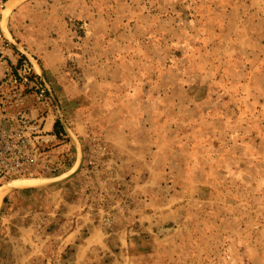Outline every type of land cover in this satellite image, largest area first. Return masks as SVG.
<instances>
[{
	"label": "rangeland",
	"instance_id": "1",
	"mask_svg": "<svg viewBox=\"0 0 264 264\" xmlns=\"http://www.w3.org/2000/svg\"><path fill=\"white\" fill-rule=\"evenodd\" d=\"M10 1L2 29L41 65L63 115L94 105L82 166L96 215L100 203L121 219L131 200L130 176L107 166L101 105H123L129 129L151 128L164 149L173 211L132 238L133 264H264V0ZM56 146L45 152L52 168L77 159L68 147L54 162ZM57 170L33 178L46 189ZM14 190L0 197V264L15 258Z\"/></svg>",
	"mask_w": 264,
	"mask_h": 264
},
{
	"label": "crops",
	"instance_id": "2",
	"mask_svg": "<svg viewBox=\"0 0 264 264\" xmlns=\"http://www.w3.org/2000/svg\"><path fill=\"white\" fill-rule=\"evenodd\" d=\"M29 102L36 105L33 98ZM93 106L70 105L67 111L63 108L68 122L65 124L73 136L66 131L58 112L48 114L47 130L55 131L59 119L64 131L58 135L57 146L53 148L54 162L61 163L60 154L68 147L75 149L77 158L66 159L63 167L55 166V170L59 168L55 179L69 175L80 165V149L84 160V136L90 137L88 121ZM76 107L85 112L73 111ZM101 108L108 116L101 137L111 148L105 157L107 166L114 164L117 170L130 176L131 200L122 211L123 216H119L123 219L116 216L112 229L109 232L104 229L101 215H96L88 204L85 191L90 177L82 165L73 177L46 189L20 186L6 195L12 206L8 219L13 225H19V234L14 237L17 246L12 264H133L132 238L143 232L155 233L165 216L173 211L169 203L173 202L175 194L160 182L164 149L158 145L153 130L144 126L139 135L130 130L132 122L127 119L123 105H101ZM66 155L71 156V153ZM139 169L142 174L138 173ZM163 169L166 170V166ZM121 175L124 176V172ZM163 187L170 192L159 200L156 191ZM18 205H21L20 210H16Z\"/></svg>",
	"mask_w": 264,
	"mask_h": 264
},
{
	"label": "built area",
	"instance_id": "3",
	"mask_svg": "<svg viewBox=\"0 0 264 264\" xmlns=\"http://www.w3.org/2000/svg\"><path fill=\"white\" fill-rule=\"evenodd\" d=\"M9 1L0 0V185L54 171L45 152L58 138L56 131L46 128L48 114L57 109L51 87L27 56L8 53L13 51L12 43L2 29L1 16ZM30 98L36 105H30ZM34 110L37 114H33ZM95 163L96 157L88 156V165ZM92 190L87 186L85 191L91 208L95 205L90 199ZM126 205L118 204L119 210L123 211ZM97 207L104 211L100 218L109 232L115 219L114 208L100 203Z\"/></svg>",
	"mask_w": 264,
	"mask_h": 264
},
{
	"label": "water",
	"instance_id": "4",
	"mask_svg": "<svg viewBox=\"0 0 264 264\" xmlns=\"http://www.w3.org/2000/svg\"><path fill=\"white\" fill-rule=\"evenodd\" d=\"M8 39V38H7ZM9 40V39H8ZM10 41V40H9ZM11 42V41H10ZM12 43V42H11ZM18 48V47H17ZM19 51H21L22 52V50L21 49H19ZM22 54H24L25 56H27L35 65H38V67H39V70H40V72H41V74L43 75V77H44V79H45V76H44V73H43V69H42V67H41V65L36 61V60H32L24 51H23V53ZM51 94H52V96H53V98H54V101H55V103H56V106H57V111H58V113H59V115H60V120H61V122H62V124L65 126V128H66V131L70 134V135H72V133H71V131H70V129L67 127V125L65 124L66 123V121H65V118H64V115H63V112H62V110H61V108H60V105L58 104V102L56 101V98H55V96H54V94L52 93V90H51ZM73 136V135H72ZM79 155H80V161H81V163H80V165L77 167V168H75L69 175H67V176H65V177H61V178H57V179H55L54 181H52L51 183H48V186H52V185H54V184H57V183H60V182H63V181H65V180H67V179H70L71 177H73L79 170H80V168H81V165H82V163H83V152H82V150L80 149V152H79ZM44 184V183H43ZM43 184H41V185H39V186H33V187H43L42 185ZM24 187V186H23ZM17 188H20V187H17ZM14 189H16V188H14Z\"/></svg>",
	"mask_w": 264,
	"mask_h": 264
},
{
	"label": "bare ground",
	"instance_id": "5",
	"mask_svg": "<svg viewBox=\"0 0 264 264\" xmlns=\"http://www.w3.org/2000/svg\"><path fill=\"white\" fill-rule=\"evenodd\" d=\"M14 1H16L15 4H18L21 0H11L9 7H11V4L13 5ZM43 183H45V182L41 181L39 178H16V179H13L11 181H7L2 186H0V197L2 195H4V192L6 190L11 189V188H17L20 186L23 187L25 185H27V186H39Z\"/></svg>",
	"mask_w": 264,
	"mask_h": 264
},
{
	"label": "trees",
	"instance_id": "6",
	"mask_svg": "<svg viewBox=\"0 0 264 264\" xmlns=\"http://www.w3.org/2000/svg\"><path fill=\"white\" fill-rule=\"evenodd\" d=\"M55 131L57 132L58 135L61 134L62 132H64L63 127H62L59 119L57 120V122L55 124Z\"/></svg>",
	"mask_w": 264,
	"mask_h": 264
}]
</instances>
